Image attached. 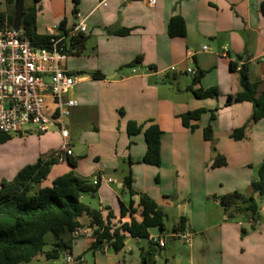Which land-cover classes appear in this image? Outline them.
Wrapping results in <instances>:
<instances>
[{"label": "crops", "instance_id": "obj_1", "mask_svg": "<svg viewBox=\"0 0 264 264\" xmlns=\"http://www.w3.org/2000/svg\"><path fill=\"white\" fill-rule=\"evenodd\" d=\"M262 2L264 0H156L150 7L146 0H79L76 11L85 19L88 41L81 55L70 57L67 54L64 63L65 71L77 79L68 94L77 102V107L66 120V126L71 147L74 143L86 146L81 151L76 146L74 151L71 148V158L76 160L73 170L64 162L57 163L48 172L54 173V178L51 180L47 175L34 189L49 187L53 180L70 171L82 180L98 176L101 179L98 188H110L113 181L104 175L112 172L121 176L116 186L124 192L123 181L130 174L132 190L148 195L165 215L172 211L173 225L184 218L189 235L205 233L210 222L225 223L218 204L208 203L207 199L229 191H246L247 196L250 195V185L257 180L264 159V119L252 122L249 103L225 106L226 98L235 97L241 91L238 72L243 65L248 68L250 82L258 84L257 96L264 89ZM37 7L35 26L39 35L47 36L52 27L59 32L68 31L78 23L71 0H41ZM9 11L5 0H0V15H7ZM175 16L184 21L185 37L167 35L168 23ZM62 23L63 30H60ZM122 29L131 32L127 36L109 33ZM137 58L140 63L134 66ZM190 62L195 73L204 72L200 83L167 87L170 76L177 78L168 73L169 69L184 70ZM94 73H100L102 78L93 79ZM189 87L203 91L215 89L217 97L215 100L196 99L187 91ZM215 107L221 111L211 126L215 145L211 147L203 138L207 116H202L193 132L182 126L179 117ZM128 122L158 126L161 131L159 167L136 164L144 156L146 144L142 133L127 134ZM241 128L243 138L235 141L231 135ZM13 142L9 140L4 145ZM16 143L24 144L20 155L12 154V147L0 152V183L12 180L22 168L38 160L51 159L59 150L62 138L56 129H50L44 133L20 134ZM216 155L225 158L226 168L210 169ZM99 189L102 217L105 219L109 214L111 224L116 226L128 223L129 214L120 218L115 211L108 210L104 215L105 193ZM255 198L264 201V198ZM130 201L135 210L134 218L139 220L137 196H129L128 203L119 200V204L127 207ZM245 218L250 224L260 225L264 221V204L259 206L257 222L252 223L248 216ZM78 223L80 227L92 225L85 216ZM223 227L230 225L222 224ZM159 234L153 230L149 237ZM76 239L86 240L82 251H88L92 241L83 237L72 238V241ZM133 240L139 244L140 240ZM72 252L71 249V256ZM92 253L94 264L133 262L126 263L124 258H119L122 252L115 254L106 247ZM41 259L51 261L42 255L33 260ZM81 260L86 264L83 257Z\"/></svg>", "mask_w": 264, "mask_h": 264}, {"label": "trees", "instance_id": "obj_2", "mask_svg": "<svg viewBox=\"0 0 264 264\" xmlns=\"http://www.w3.org/2000/svg\"><path fill=\"white\" fill-rule=\"evenodd\" d=\"M41 0H33L32 5L24 7L21 29L30 40L33 46H43L48 42L47 36L36 32V16L39 12L37 5ZM73 13L79 0H71ZM10 7L9 14L0 15V19L7 18L8 24L13 21L14 0H5ZM260 13L264 16V2L260 4ZM63 23L60 24V30ZM63 30V29H62ZM65 32V31H63ZM131 30L122 29L109 32L116 36H127ZM167 35L170 38H182L186 35L185 24L182 18L172 17L168 23ZM88 37L78 34L67 42L66 53L70 56H79L84 50ZM140 63V58L134 62V66ZM231 70L234 67L231 66ZM239 84L241 91L235 97H228L226 106L232 103H249L252 106V122L256 123L264 119V89L257 96L258 84L249 80L248 68L243 65L239 70ZM204 75L203 71H197L193 76V85L199 84ZM93 79H101L100 73L91 75ZM196 99H207L217 96L215 89L193 90L187 89ZM203 109L188 112L181 115L180 121L184 128L193 132L197 127ZM215 116L211 113V120ZM127 134L135 136L143 134L146 151L144 156L136 164L147 166H160V138L161 131L155 124H137L128 122ZM212 129L208 125L203 129L205 141H212ZM244 129L235 130L231 138L239 141L243 138ZM11 139V136L0 133V145ZM57 164L52 158L48 161L38 160L34 165L22 168L12 180L0 183V264H29L33 259L42 255L45 260H57L65 254H71L72 233L79 227L78 220L85 216L91 223L97 226L98 231L94 233V240L91 242L88 251H101L106 247L109 251L117 254L124 250L125 240L132 238L136 240H147L150 232L155 230L158 233L166 231L164 225L165 214L163 210L148 195L137 193L132 190V179L130 174L125 177L123 187L130 197H138L139 220L134 218L133 202L125 207L119 204L120 218L129 214L128 223H120L119 226L112 225L111 216L108 214L104 219L99 210L92 209L82 202L84 197L95 198L98 185H93L85 180L77 178L73 171H70L52 181L49 187L34 186L46 179L50 168ZM68 166L73 170L76 167V160L67 158ZM130 164H133L132 162ZM226 166V160L221 155H216L210 166L211 169H219ZM251 194L246 196L238 192L222 195L218 198L217 204L221 208L225 220H231L238 215L248 216L252 223L259 219L258 198H264V159L258 169L257 180L250 185ZM186 220L181 218L178 224L173 225L171 232H185ZM51 234L53 242L48 251H44L45 237ZM161 250L155 244L149 243L148 253L152 255L155 251ZM81 258L76 259L75 264H80ZM148 260L141 259L139 264H147Z\"/></svg>", "mask_w": 264, "mask_h": 264}, {"label": "built area", "instance_id": "obj_3", "mask_svg": "<svg viewBox=\"0 0 264 264\" xmlns=\"http://www.w3.org/2000/svg\"><path fill=\"white\" fill-rule=\"evenodd\" d=\"M150 7L156 0H146ZM78 23L70 30L59 32L56 27L48 30V42L43 46H33L22 29L15 32L7 18L0 19V133L13 136L25 132L44 133L56 129L62 143L52 159L62 163L72 157L69 132L66 120L77 102L68 94L77 83L76 77L67 73L64 63L67 58V42L78 34L85 35V19L76 13ZM206 48H203L205 50ZM149 72V70H148ZM169 72L179 71L171 67ZM185 73L195 76V71L186 69ZM98 176L92 184H100ZM97 226L76 227L72 238L94 240ZM171 237L191 245L190 235L185 232L161 233L150 236L148 242L165 247V239ZM65 264H75L71 255H64ZM83 264V261H79Z\"/></svg>", "mask_w": 264, "mask_h": 264}, {"label": "rangeland", "instance_id": "obj_4", "mask_svg": "<svg viewBox=\"0 0 264 264\" xmlns=\"http://www.w3.org/2000/svg\"><path fill=\"white\" fill-rule=\"evenodd\" d=\"M33 0H25V7L32 5ZM71 57V56H70ZM179 73L175 74L176 79H173L171 76L169 77V83H167V87L177 86L180 87L186 86V83H193V76H190L185 73V70H181V68H176ZM187 69L194 70L193 64L190 62ZM170 75L174 74L168 71ZM177 84V85H176ZM217 97V96H216ZM216 97L207 98L215 100ZM204 99V100H207ZM227 102V98L225 99V104ZM224 104V105H225ZM223 105V106H224ZM226 106V105H225ZM223 108V107H221ZM220 109L215 107L213 110L206 111L202 116H207V122L203 128H206L208 125L212 126L215 122L211 120V113L215 117L220 113ZM201 116V118H202ZM200 118V119H201ZM200 121V120H199ZM25 135V134H24ZM26 135H28L26 133ZM35 135V134H29ZM19 139V135L11 136V141L13 140V144H3L0 146V152L5 151L8 147H12V154L20 155L23 151L24 144H17L16 141ZM210 143L211 147H214V141L212 136V141H207ZM9 143V142H8ZM75 146L78 151H81L85 148V144H75L72 145V150H75ZM18 147L19 149H15ZM212 150L214 152L215 148ZM76 154V152L74 153ZM1 163V161H0ZM64 165L67 166V161L64 160ZM227 166V164H226ZM222 167L219 169L226 168ZM211 169V168H210ZM239 171V170H238ZM50 179L54 178V173L48 174ZM106 179H111L113 184H111L110 188L106 186H102L99 191H104L105 203L102 206V211L104 215L108 213V210H113L116 212V215L119 214V200L121 202L128 203L129 194L127 191H122L117 188L116 182L121 179V176L118 174H113L112 172L105 173ZM78 178V177H77ZM85 181L92 183V177L83 178ZM1 180V178H0ZM2 182V181H1ZM44 182V181H43ZM42 182V183H43ZM51 184V183H50ZM50 184L48 186H50ZM238 192L247 196L246 191H229L228 193ZM226 193V194H228ZM100 194V193H99ZM225 195V194H224ZM222 196V195H221ZM220 196H209L207 199L208 203L218 201ZM84 204H87L91 208L95 210H100V197L96 194L95 198L84 197L82 199ZM259 206L264 204V201L258 202ZM108 206V207H107ZM220 208V207H219ZM221 209V208H220ZM174 222V215L172 211H167L166 216L164 218V225L169 233H171ZM220 223L210 222L208 226V230L205 233L190 235L191 237V245L188 246L184 244L182 241L168 237L165 239L166 247L162 250H157L150 255L149 251V242L147 240L138 241L139 244L130 238H127V243L125 245V250L119 254V258H124L126 263L132 262V264L141 263V259L145 258L149 261L147 264H264V221H261L260 225L250 224L247 219H244L243 215H238L231 220H225ZM244 222V224L242 223ZM242 223V225H239ZM222 224L230 225V227H223ZM46 246L44 247V251L50 249V245L53 242V236L51 234L46 235L45 239ZM87 243L84 239H76L72 241L71 249L73 254V259L76 260L78 258H84L86 260V264H94L93 253L90 251H82L85 248V244ZM129 250L132 251V254L129 253ZM126 251V252H125ZM64 257L59 258L58 260L44 261L41 260H32L30 264H63Z\"/></svg>", "mask_w": 264, "mask_h": 264}, {"label": "water", "instance_id": "obj_5", "mask_svg": "<svg viewBox=\"0 0 264 264\" xmlns=\"http://www.w3.org/2000/svg\"><path fill=\"white\" fill-rule=\"evenodd\" d=\"M24 3H25V0H14L13 21H12L11 26L15 32H18L21 29V21L23 19L24 7H25Z\"/></svg>", "mask_w": 264, "mask_h": 264}]
</instances>
